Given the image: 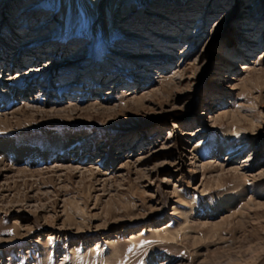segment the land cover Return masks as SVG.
I'll return each mask as SVG.
<instances>
[{
	"label": "rangeland",
	"instance_id": "1",
	"mask_svg": "<svg viewBox=\"0 0 264 264\" xmlns=\"http://www.w3.org/2000/svg\"><path fill=\"white\" fill-rule=\"evenodd\" d=\"M74 1L0 0V264H264V0Z\"/></svg>",
	"mask_w": 264,
	"mask_h": 264
},
{
	"label": "bare ground",
	"instance_id": "2",
	"mask_svg": "<svg viewBox=\"0 0 264 264\" xmlns=\"http://www.w3.org/2000/svg\"><path fill=\"white\" fill-rule=\"evenodd\" d=\"M98 1L99 0H79V6H80V8L82 7V9H79V8H77V9H74L73 11H72V13L74 12V14H76V15H80V14H82V12L83 11H81V10H85L84 8L85 7H87V8H93V7H95L97 4H98ZM61 3H62V5H63V7H64V10H66V11H68L69 12V10H68V8H69V6L72 4V3H75V1L74 0H61ZM67 14H71V13H67ZM108 32L110 33L111 32V25L109 24V26H108ZM3 60V59H2ZM5 60V59H4ZM232 64H236V62H232ZM241 67L242 68H245V66H243V65H241ZM10 76V75H9ZM7 80H12L10 77H8V79ZM217 116V115H216ZM215 116V117H216ZM211 117V116H210ZM5 117H2L1 118V116H0V126H1V124H3V126H4V123H5V120H6V118L4 119ZM212 119H214V117H212ZM0 129H2L1 127H0ZM199 129H197V131H198ZM14 147H15V143L14 142H12V141H10V140H0V152H3V153H6V152H13L14 151ZM255 189H259L260 188V186H256V185H254L253 186ZM162 237H164V238H172L173 236H172V234H170V233H168V232H165V233H162Z\"/></svg>",
	"mask_w": 264,
	"mask_h": 264
}]
</instances>
